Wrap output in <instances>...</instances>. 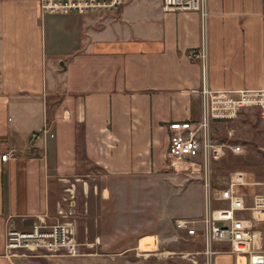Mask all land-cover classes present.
Returning <instances> with one entry per match:
<instances>
[{
	"label": "crops",
	"instance_id": "1",
	"mask_svg": "<svg viewBox=\"0 0 264 264\" xmlns=\"http://www.w3.org/2000/svg\"><path fill=\"white\" fill-rule=\"evenodd\" d=\"M143 1L127 28L116 18L128 9L49 15L40 0H0V264H25L6 256L7 229L53 217L82 173H160L169 124L200 119L202 68L188 54L202 45L201 17ZM208 12L210 89L264 90V0H208ZM214 247L215 264H236Z\"/></svg>",
	"mask_w": 264,
	"mask_h": 264
},
{
	"label": "rangeland",
	"instance_id": "2",
	"mask_svg": "<svg viewBox=\"0 0 264 264\" xmlns=\"http://www.w3.org/2000/svg\"><path fill=\"white\" fill-rule=\"evenodd\" d=\"M143 3L125 0L116 13L129 12L124 20L116 18L118 24L127 28L138 25L134 19L140 18ZM231 126L237 130L235 143L244 150L241 154L228 153L213 164V187L219 190L245 175L253 183L241 188L250 206L255 194L264 193V186L256 185L264 181V117L259 109H247ZM221 129L217 130L218 138L224 140ZM167 164L160 173L130 180L108 179L102 172L82 173V184L76 182L77 188L72 190L76 238L83 244V255L44 256L23 251L19 253L24 256L21 260L25 264H207L203 240L187 237L176 227L181 217L193 219L201 228L200 221L206 215L202 175L192 168L171 169ZM62 194L69 196L65 188ZM223 206L212 204L213 208ZM243 215L249 218L248 212ZM218 225L227 227V223ZM260 228L264 230V223Z\"/></svg>",
	"mask_w": 264,
	"mask_h": 264
},
{
	"label": "built area",
	"instance_id": "3",
	"mask_svg": "<svg viewBox=\"0 0 264 264\" xmlns=\"http://www.w3.org/2000/svg\"><path fill=\"white\" fill-rule=\"evenodd\" d=\"M122 0H40L43 14L107 16L116 13ZM165 13L195 12L202 21V45L189 52L202 68V113L199 120L170 123L167 165L171 169L192 168L201 173L206 200V215L197 228L196 221L178 220L176 227L190 238H201L205 245L207 264H215L220 254L215 244L227 245L235 256L236 264H264V193L253 196L247 205V194L241 190L253 183L245 175L238 176L227 186L216 190L212 182L213 164L228 153L241 154L243 147L235 143L237 130L231 126L247 109H259L264 117V90H213L208 85L209 53L207 46L208 0H163ZM223 128V138L218 129ZM47 131V129H45ZM222 130V129H221ZM51 137L54 135L51 134ZM10 153L2 155L6 162ZM264 186V181L256 183ZM242 188V189H243ZM68 197H62L55 218L38 217L29 231L8 228L6 231V256H16L29 251L44 256L66 255L80 257L83 244L76 238L75 196L72 188ZM213 203L225 206L213 208ZM66 205V207H64ZM249 213V218L244 216ZM218 223H227L221 227ZM156 240V245H157Z\"/></svg>",
	"mask_w": 264,
	"mask_h": 264
},
{
	"label": "bare ground",
	"instance_id": "4",
	"mask_svg": "<svg viewBox=\"0 0 264 264\" xmlns=\"http://www.w3.org/2000/svg\"><path fill=\"white\" fill-rule=\"evenodd\" d=\"M146 240V239H145Z\"/></svg>",
	"mask_w": 264,
	"mask_h": 264
}]
</instances>
